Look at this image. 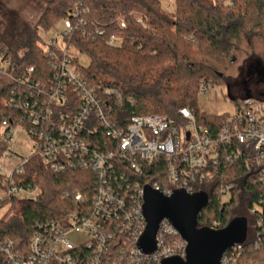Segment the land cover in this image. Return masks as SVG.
<instances>
[{
	"label": "built area",
	"instance_id": "1",
	"mask_svg": "<svg viewBox=\"0 0 264 264\" xmlns=\"http://www.w3.org/2000/svg\"><path fill=\"white\" fill-rule=\"evenodd\" d=\"M78 11L64 21L57 38L46 43V53L53 69L47 81L35 78V68L18 73L9 55L0 47V76L13 85L12 106L24 116L22 125H6L0 140L7 148L0 160H18L13 146L17 128L34 141L30 157H20L11 173L0 167V224L11 200L30 199L36 188H26L15 181L31 157H38L55 172L89 171L95 176V194L90 201L76 195L80 209L62 221L37 224L26 254L12 242L0 239V253L5 264H161L172 257H186L187 243L172 225L164 220L157 234V249L146 255L139 241L146 229L143 214L145 187L150 186L166 197L184 190L189 195L203 193L202 186L225 172L226 164L244 163L264 189V103L255 99L239 101L236 112L226 116L219 127L202 126L189 109L179 112L180 122L167 116L122 117L115 108L123 104L120 90L90 86L81 73V59L73 37L103 36L97 27L82 30L85 21ZM140 23L141 20L139 19ZM125 28V24H121ZM108 44L120 46L112 35ZM212 88L202 83L199 95ZM129 105L134 100L128 98ZM163 162V163H162ZM157 166L155 178L165 175L168 186L143 185L134 178H151L150 168ZM233 185L222 186L220 206L232 198ZM229 196L227 202L223 201ZM261 203L264 204V198ZM263 223V220L261 221ZM214 222L212 229L220 230ZM81 231L88 240L79 245L69 235ZM171 236L178 240L167 243ZM256 248H259L256 246ZM222 264H228L222 260Z\"/></svg>",
	"mask_w": 264,
	"mask_h": 264
},
{
	"label": "trees",
	"instance_id": "2",
	"mask_svg": "<svg viewBox=\"0 0 264 264\" xmlns=\"http://www.w3.org/2000/svg\"><path fill=\"white\" fill-rule=\"evenodd\" d=\"M172 3L174 10L166 13L160 0H45L37 28L22 44H9L6 26L1 23L0 47L18 73L34 67L35 78L47 81L53 69L47 44L36 30L53 28L79 11L85 21L82 30L94 26L104 33L88 38L80 31L73 37L77 51L89 59L81 73L92 87L120 90L124 102L115 110L122 117L160 115L179 123L180 110L189 109L202 126L218 129L226 116L208 115L197 108L202 83L225 86L236 107L245 99L264 103V0ZM112 35L120 46L108 44ZM12 88L0 76V135L6 125H22L23 112L11 104ZM128 98L134 100L133 105L126 102ZM6 149L0 140V152ZM226 166L220 178L202 186L208 203L199 214L197 229H212L214 222L223 229L237 218L246 219L245 242L228 249L223 258L228 264H264V189L251 174V167L241 162ZM157 172L154 166L149 171L151 178L134 180L141 186L159 183L167 187L165 175L156 179ZM15 179L26 188H36L37 194L33 199L9 202L11 207L0 224V239L26 254L37 224L62 221L80 209L76 195L90 201L96 190L92 172L58 173L38 157H31ZM228 185L234 186L232 198L221 207L220 188ZM178 239L171 236L167 243ZM5 261L0 253V264Z\"/></svg>",
	"mask_w": 264,
	"mask_h": 264
},
{
	"label": "water",
	"instance_id": "3",
	"mask_svg": "<svg viewBox=\"0 0 264 264\" xmlns=\"http://www.w3.org/2000/svg\"><path fill=\"white\" fill-rule=\"evenodd\" d=\"M208 203L204 193L187 194L184 190L166 197L150 186L145 187L143 214L146 229L139 247L146 255L157 249V234L161 223L167 220L187 243L186 257H172L161 264H222L223 255L247 237V221L237 218L220 230H198V217Z\"/></svg>",
	"mask_w": 264,
	"mask_h": 264
},
{
	"label": "rangeland",
	"instance_id": "4",
	"mask_svg": "<svg viewBox=\"0 0 264 264\" xmlns=\"http://www.w3.org/2000/svg\"><path fill=\"white\" fill-rule=\"evenodd\" d=\"M162 7L166 13L172 12L174 6L172 0H160ZM206 5H211L217 2V0H202ZM45 9V0H0V27L2 25L5 28V37L7 42L12 45L22 44L29 33L35 31L37 25L43 15ZM64 28V21H60L56 26L48 30L44 28H38L36 34L45 43H49L57 38V43L62 46V40L57 37L59 32ZM1 31V29H0ZM22 54L23 52L20 51ZM83 66L89 65V59L83 57L81 59ZM259 68V67H258ZM232 96L228 89L222 85H215L210 88L205 95H198L197 108L201 113L216 116H232L236 112L235 105L232 103ZM17 135L13 150L15 154L19 156L18 160L3 161L0 160V167L3 169V173H11L19 164H21L20 157H30L34 152V141L28 136L24 130L17 128ZM30 199H33L35 195H29ZM0 198L3 199L4 195L0 191ZM229 196L225 195L223 201L227 202ZM11 205L6 203L3 208V213L10 209ZM17 208L14 209V212ZM70 242L73 245H79L88 240V237L81 231H74L69 235Z\"/></svg>",
	"mask_w": 264,
	"mask_h": 264
}]
</instances>
